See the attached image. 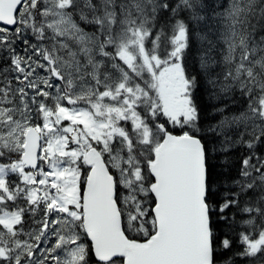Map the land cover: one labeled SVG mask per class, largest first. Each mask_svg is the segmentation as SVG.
I'll return each instance as SVG.
<instances>
[{
    "label": "snow or ice",
    "instance_id": "snow-or-ice-1",
    "mask_svg": "<svg viewBox=\"0 0 264 264\" xmlns=\"http://www.w3.org/2000/svg\"><path fill=\"white\" fill-rule=\"evenodd\" d=\"M0 264H264V0H0Z\"/></svg>",
    "mask_w": 264,
    "mask_h": 264
}]
</instances>
